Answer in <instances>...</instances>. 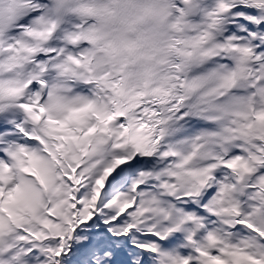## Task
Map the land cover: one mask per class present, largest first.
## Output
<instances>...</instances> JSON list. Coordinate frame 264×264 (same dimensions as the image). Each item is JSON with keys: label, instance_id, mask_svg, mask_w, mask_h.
<instances>
[{"label": "snow or ice", "instance_id": "6c2138e0", "mask_svg": "<svg viewBox=\"0 0 264 264\" xmlns=\"http://www.w3.org/2000/svg\"><path fill=\"white\" fill-rule=\"evenodd\" d=\"M0 264H264V0H0Z\"/></svg>", "mask_w": 264, "mask_h": 264}]
</instances>
